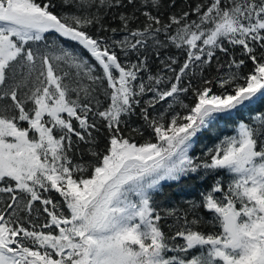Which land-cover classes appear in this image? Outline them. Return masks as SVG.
<instances>
[{
  "label": "snow or ice",
  "instance_id": "snow-or-ice-1",
  "mask_svg": "<svg viewBox=\"0 0 264 264\" xmlns=\"http://www.w3.org/2000/svg\"><path fill=\"white\" fill-rule=\"evenodd\" d=\"M258 103L264 0H0V264H264Z\"/></svg>",
  "mask_w": 264,
  "mask_h": 264
},
{
  "label": "trees",
  "instance_id": "trees-1",
  "mask_svg": "<svg viewBox=\"0 0 264 264\" xmlns=\"http://www.w3.org/2000/svg\"><path fill=\"white\" fill-rule=\"evenodd\" d=\"M260 111H264V103H258L253 106L249 110H245L241 113L236 114L234 120L230 121L228 124L221 123L218 133H213V135L209 137H202L199 144L195 147V151L199 153L201 150L205 148V146H212L213 142L216 141V136L219 135L220 138H223L224 135H232L234 134V124L237 120L240 119H249ZM169 186H166L164 191L171 196L172 200L175 201L179 199L181 196H186L189 193H193V187L191 181H185L184 185L181 187L176 182H167Z\"/></svg>",
  "mask_w": 264,
  "mask_h": 264
}]
</instances>
